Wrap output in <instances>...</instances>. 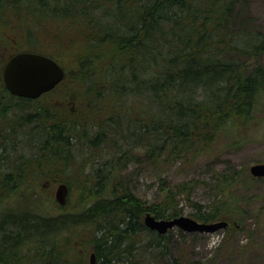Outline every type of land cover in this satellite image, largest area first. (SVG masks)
Listing matches in <instances>:
<instances>
[{
    "label": "trees",
    "instance_id": "16d2710c",
    "mask_svg": "<svg viewBox=\"0 0 264 264\" xmlns=\"http://www.w3.org/2000/svg\"><path fill=\"white\" fill-rule=\"evenodd\" d=\"M250 3L0 0V264H90L80 247L86 243L95 264H180L171 255L173 231H151L144 224L147 213L157 219L181 216L180 197L192 203L191 217L200 222L238 219L246 211L248 190L261 179L244 171L219 172L206 210L191 201L194 180L173 188L164 184L163 201L149 205L119 174L138 156L155 166L185 162L211 151L220 138L239 145L264 131V30ZM54 22L57 46L66 42L63 25L75 33L70 41L80 70L76 83L66 88L73 96L69 93L64 113L40 105L44 97L15 101L2 78L5 57L23 51L53 58L67 75L59 48L46 53L28 44L19 49V39L14 44L7 37L16 33L37 40ZM39 25L42 30L33 32ZM10 44L11 53L5 51ZM8 100H14L11 108L4 106ZM97 107L110 109L109 143L106 133L90 136L85 130V123L99 124L107 116L105 111L96 117ZM81 142L91 151L109 147L112 156L92 161L93 172L83 178L90 195L66 212L69 198L62 207L45 187L64 182L70 195L69 181L59 175L82 171L87 162L77 160ZM7 201H12L8 208ZM80 227H89L91 234L75 241ZM178 235L185 237L182 231Z\"/></svg>",
    "mask_w": 264,
    "mask_h": 264
},
{
    "label": "rangeland",
    "instance_id": "374dc122",
    "mask_svg": "<svg viewBox=\"0 0 264 264\" xmlns=\"http://www.w3.org/2000/svg\"><path fill=\"white\" fill-rule=\"evenodd\" d=\"M250 5L257 24L264 30V0H251ZM42 26L44 25L32 27L33 32L42 30ZM57 26L58 23L54 22L48 29V33L44 35L40 34V39L37 40H29V37H26L24 34L17 37L15 36L16 33L15 35L9 33L7 37L14 44L19 39V45L16 44L15 48L20 49L21 47L22 49L28 46V44H34L39 47V50L46 53L55 51L56 48H59L61 53L64 52L66 58H63L62 62L67 69L66 78L54 91L45 95L39 102L40 105L49 106L51 110L64 113L66 107L70 106L66 103L71 97L69 95L73 96L66 88H70L69 85L71 83H76L74 81L79 77L80 70L70 41L72 35L75 33L64 27V25L62 26V31H64L63 42H66L61 48V46H57L58 44L53 37L54 29ZM22 29L23 26H18L16 31L21 34ZM13 48L10 44L5 51L11 53ZM9 58L10 56H6L5 60L8 61ZM29 104L32 106L31 112H35L34 103ZM27 110L29 111V109ZM111 110L113 109L111 108ZM102 113L107 115L104 116V120H101L102 122H99V124L85 123V130L90 136L94 135L97 131L106 133L104 142L109 143L111 138V122H109L111 121V116L108 117L110 109L103 110V108L100 109L99 107L95 109L96 117L100 118ZM10 115L14 116L12 113ZM251 139L242 144L233 145L234 143L230 144L229 139L220 138L212 145L211 151L201 155L197 159L190 157L188 161L173 164L166 163L155 166L149 163L153 162L152 159L148 162L147 158L137 155L138 159L123 165L124 170L121 171L119 176L126 182L128 188L138 197L148 202L149 205L159 204L163 201L166 195L164 184L173 188L184 180H194L196 181V188L193 191L191 201L204 206L203 209L206 210L205 207L215 198L216 192L211 189V186L215 183L220 171L226 170L230 171V173L235 170L244 171L247 175L251 176L250 167L254 164L264 163V131L258 132ZM104 149L95 148L91 151L90 148H87L81 142L78 145L77 160L87 162L82 171L72 173L70 170H67L60 173L59 176L64 181L67 180L70 183L69 206L66 212L75 210L74 207L80 199L90 195L83 188L85 187L83 180L85 179V174L93 172L94 168L91 165L93 160L111 159L112 154L109 147L107 148L108 150ZM58 184L56 182H47L45 192L55 198ZM248 192L250 197L246 199V207H244L246 211L238 219H228L230 223L228 228L210 234L183 232L185 237L182 239L178 235L181 230L177 228L172 230L175 244L171 248L173 253L171 255L173 257L178 256L180 264L181 262L183 264H264V178L261 180L256 179ZM11 203L12 201H7L6 207H10ZM180 207L183 208L182 215L193 217L192 214L195 213L196 209L184 197H180ZM75 233L73 240L78 241L84 238L83 235H90L91 231L89 227H80ZM76 245L80 246L81 244L77 243ZM80 247H82L81 250L83 248L86 249L87 259L90 260L93 250L90 243H86ZM22 254L23 256L30 255L29 252L25 251ZM181 255H183L184 260H181ZM168 263L174 264L173 261L169 260Z\"/></svg>",
    "mask_w": 264,
    "mask_h": 264
},
{
    "label": "water",
    "instance_id": "95a60500",
    "mask_svg": "<svg viewBox=\"0 0 264 264\" xmlns=\"http://www.w3.org/2000/svg\"><path fill=\"white\" fill-rule=\"evenodd\" d=\"M3 81L7 89L15 96L32 100L51 92L59 86L65 76L64 68L53 58L37 52L23 51L13 55L3 69ZM254 178H264V163L250 167ZM69 187L66 183L58 184L55 191L56 202L64 207L67 205ZM144 224L159 235H166L174 229L185 233H215L229 226L228 220L210 223L200 222L190 216L181 215L170 219H157L152 213L144 216ZM97 261L95 253L90 255V264Z\"/></svg>",
    "mask_w": 264,
    "mask_h": 264
},
{
    "label": "flooded vegetation",
    "instance_id": "af4514ba",
    "mask_svg": "<svg viewBox=\"0 0 264 264\" xmlns=\"http://www.w3.org/2000/svg\"><path fill=\"white\" fill-rule=\"evenodd\" d=\"M2 73H3V72H2ZM2 78H3V75H2ZM3 84H4L5 89L8 91V94H7V95H8L9 97H11L12 99L14 98L15 101L18 100L17 98H21V97H18V96L13 95V94L7 89V87H6L5 83H4V81H3ZM57 87H58V86H57ZM57 87H56V88H57ZM56 88H55V89H56ZM55 89H54V90H55ZM54 90H52V91H54ZM52 91H51V92H52ZM49 93H50V92H49ZM47 94H48V93L42 95L39 99L43 98V97H44L45 95H47ZM21 99H27V98H21ZM14 100H8V101H7L8 103H7L6 105H4V106H6L7 108H11L12 106H14V103H13ZM28 100H32V99H28ZM37 100H38V99H37ZM3 109H4V107H3V108L1 107V111H2Z\"/></svg>",
    "mask_w": 264,
    "mask_h": 264
}]
</instances>
